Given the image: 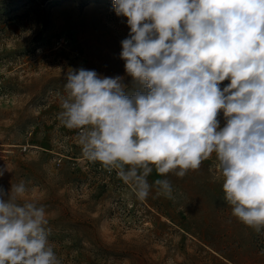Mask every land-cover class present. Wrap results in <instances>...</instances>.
Masks as SVG:
<instances>
[{
  "label": "clouds",
  "instance_id": "obj_1",
  "mask_svg": "<svg viewBox=\"0 0 264 264\" xmlns=\"http://www.w3.org/2000/svg\"><path fill=\"white\" fill-rule=\"evenodd\" d=\"M113 8L130 29L119 53L125 76L67 71L59 124L76 130L84 159L115 170L139 200L153 186L175 199L166 177L183 178L214 154L231 215L264 231V0H113ZM153 170L165 178L149 184ZM27 192L24 181L0 187V264H63L45 208Z\"/></svg>",
  "mask_w": 264,
  "mask_h": 264
},
{
  "label": "rangeland",
  "instance_id": "obj_2",
  "mask_svg": "<svg viewBox=\"0 0 264 264\" xmlns=\"http://www.w3.org/2000/svg\"><path fill=\"white\" fill-rule=\"evenodd\" d=\"M129 31L113 0H0V169H8L0 187L26 183L63 264H264V231L231 215L214 154L183 178L166 177L175 199L153 186L139 200L115 170L84 159L76 130L59 124L65 73L125 76L119 53ZM218 119L223 126L222 111ZM162 178L153 170L148 182Z\"/></svg>",
  "mask_w": 264,
  "mask_h": 264
}]
</instances>
